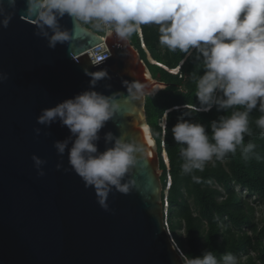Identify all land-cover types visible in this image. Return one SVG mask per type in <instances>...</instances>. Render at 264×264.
<instances>
[{
  "label": "water",
  "instance_id": "1",
  "mask_svg": "<svg viewBox=\"0 0 264 264\" xmlns=\"http://www.w3.org/2000/svg\"><path fill=\"white\" fill-rule=\"evenodd\" d=\"M0 4L13 13L8 26L0 27V73L8 75L0 82V264H187L164 223L160 161L168 158L165 150L158 152L145 109L146 97L169 83L153 77L130 39L75 27L65 15L59 23L71 38L50 49L35 35L24 0L15 9L7 0ZM102 70L110 79L98 81L94 90L115 95L120 110L100 130L98 151L105 150L109 131L145 145L142 167L131 173L134 186L126 195L113 190L108 211L71 170L67 150L59 156L53 146L69 136L67 127L36 123L41 109L87 90L91 76ZM124 81L144 84L146 94L129 100ZM32 155L46 161L43 176Z\"/></svg>",
  "mask_w": 264,
  "mask_h": 264
},
{
  "label": "clouds",
  "instance_id": "2",
  "mask_svg": "<svg viewBox=\"0 0 264 264\" xmlns=\"http://www.w3.org/2000/svg\"><path fill=\"white\" fill-rule=\"evenodd\" d=\"M16 3L17 0H7L10 9H15ZM23 11L34 24L35 35L45 38L50 49L70 40V30L59 23L67 15L75 27L90 26L100 35L102 32L109 37L115 35L121 41L136 33L149 59L168 70L152 59L143 42L141 26L157 25L162 47L172 52L179 50L186 56L195 50L194 58L203 66L202 75L195 72L191 75L198 101L192 111L207 112L214 105L217 111L243 109L211 121V137L203 124L178 118L171 131L174 141L181 146L182 173L202 172L208 162L235 154L237 148L246 160L254 153L256 145L245 144L244 136L252 135L249 126L252 110L259 106L264 113V0H24ZM12 15L0 4V27L6 28ZM183 63L172 71L177 72ZM7 79V73H0V82ZM103 79H110L106 70L91 76L87 90L41 109L36 123L48 127L58 121L67 127L69 136L54 141L53 146L59 156L67 150L71 170L85 188L93 189L98 205L108 211L107 199L113 190L126 195L134 186L131 173L138 165L142 167L145 145L109 131L103 136L105 150L98 151L100 130L120 110L115 95L94 90ZM122 83L129 100L142 99L146 94V86L140 82ZM187 91L181 86L180 92ZM256 125L264 132V115L256 120ZM161 126L167 127L162 122ZM34 132L39 135L41 129L35 128ZM144 133L149 135V128L145 127ZM153 143V139L147 140V144ZM161 145L164 150L163 140ZM31 160L37 175L43 176L42 165L46 161L36 155ZM163 162L169 165L168 160ZM56 168L59 170L61 164L57 163ZM192 180L200 182L195 175ZM187 264H238V260L231 253L218 260L213 251L206 250L199 257L189 258Z\"/></svg>",
  "mask_w": 264,
  "mask_h": 264
},
{
  "label": "trees",
  "instance_id": "3",
  "mask_svg": "<svg viewBox=\"0 0 264 264\" xmlns=\"http://www.w3.org/2000/svg\"><path fill=\"white\" fill-rule=\"evenodd\" d=\"M141 29L143 42L152 59L168 69L159 67L148 58L137 41L136 33L129 38L153 77L169 83L156 95L146 97L145 109L158 152H162L163 140L169 162L167 169L161 159L160 168L163 188L167 174L171 178L167 194V225L172 239L186 263L189 258L199 257L208 250L213 251L218 260L223 254L231 253L238 264H264V132L256 125V120L264 113L259 111V106L250 113L252 135H245L244 143L251 142L256 147L249 159H244L237 148L235 154L208 162L202 172L183 174L180 167L183 162L179 152L181 146L174 141L171 131L178 118L203 124L211 137V121L243 109L217 111L214 105L207 112L192 111L198 101L191 75L194 72L203 74L202 64L194 58L195 50L191 56L179 50L169 51L159 43L157 25L145 24ZM181 61H184L183 65L173 72L172 69L177 68ZM181 86L188 91L180 92ZM165 113L166 128L161 126ZM192 175L198 176L200 182H194ZM251 197L253 199L249 200ZM257 205L261 207L259 215Z\"/></svg>",
  "mask_w": 264,
  "mask_h": 264
},
{
  "label": "built area",
  "instance_id": "4",
  "mask_svg": "<svg viewBox=\"0 0 264 264\" xmlns=\"http://www.w3.org/2000/svg\"><path fill=\"white\" fill-rule=\"evenodd\" d=\"M101 35L103 36V32L101 33ZM167 169H169V165H168V163H167ZM170 185H171L170 175L167 174L166 184H165L164 189H163V191L165 192V194H164V198H163V199H164L165 217L167 216V191H168V189L170 188ZM164 223H165V225H166V227H167V229H168V225H167L166 218L164 219ZM168 233H169V235H170V237H171V239H172V236H171V234H170L169 229H168ZM172 241L174 242L173 239H172ZM174 243H175V242H174ZM175 246H176L177 251H178L181 255H183V253H182L181 250L178 248V246L176 245V243H175Z\"/></svg>",
  "mask_w": 264,
  "mask_h": 264
},
{
  "label": "rangeland",
  "instance_id": "5",
  "mask_svg": "<svg viewBox=\"0 0 264 264\" xmlns=\"http://www.w3.org/2000/svg\"><path fill=\"white\" fill-rule=\"evenodd\" d=\"M148 55V54H147ZM149 58V57H148ZM164 161V160H163ZM246 196V195H245ZM253 197H251L249 200H252ZM257 208H258V211H257V215L260 214V211H261V207H259V205H257Z\"/></svg>",
  "mask_w": 264,
  "mask_h": 264
}]
</instances>
